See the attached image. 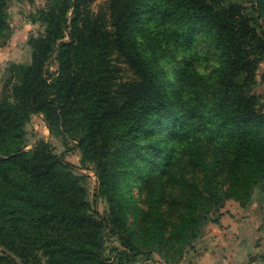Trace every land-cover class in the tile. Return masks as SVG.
I'll return each instance as SVG.
<instances>
[{"label": "trees", "instance_id": "1", "mask_svg": "<svg viewBox=\"0 0 264 264\" xmlns=\"http://www.w3.org/2000/svg\"><path fill=\"white\" fill-rule=\"evenodd\" d=\"M10 1L0 0V47L13 34ZM92 1L38 11L31 62L10 64L18 83L0 103V264H136L154 251L180 264L228 202L245 207L255 189L264 197V104L252 92L264 0H107L105 13ZM113 56L131 78L119 81ZM40 113L96 173L122 246L115 262L84 176L44 140L26 150ZM131 217L143 219L140 232Z\"/></svg>", "mask_w": 264, "mask_h": 264}, {"label": "rangeland", "instance_id": "2", "mask_svg": "<svg viewBox=\"0 0 264 264\" xmlns=\"http://www.w3.org/2000/svg\"><path fill=\"white\" fill-rule=\"evenodd\" d=\"M53 0H11L8 5L9 22L13 29V34L10 40L4 47H0V103L12 95L13 85L18 83L17 79L10 72L9 67L11 63H30L32 60L31 49L29 45L30 38L37 36L43 31V26L39 20L34 21L33 17L42 9H45ZM107 0H93L89 4V9L94 12H107ZM70 14V13H69ZM68 39V37H66ZM112 64L115 67V74L119 81H123L132 77V72L128 67L122 63L118 58L113 56ZM53 68L56 66L53 64ZM52 68V69H53ZM256 85L252 92L258 97L260 104H264V62H261L256 71ZM264 109V108H263ZM42 113L36 115L31 122L26 125L28 130V147L26 150L32 149L35 142L40 139L48 142L55 155L62 157L73 167V172L76 175L84 176L83 185L86 188V199L91 204L92 210L98 212V218L104 222V240H105V255L111 259L112 262L116 260V254L122 248L117 236L111 234V225L107 221L109 216L108 201L100 197V184L96 173L88 165H84L81 161V154L77 142L66 136L67 140L53 136L48 128V125L43 120ZM188 175L187 177H189ZM201 186V185H200ZM139 205L145 206L144 192L139 186L133 188L132 193ZM255 194H261L259 189H255ZM166 206L169 209V216L177 214L176 208L170 204V199L166 200ZM179 203V202H178ZM176 219V216H174ZM133 221L131 217L130 222ZM142 218L133 221L138 226V232L142 229ZM146 246L150 247V237L145 242ZM6 251L0 246V252ZM170 251V250H169ZM152 261H161L162 264H167L161 254L157 251L152 252ZM42 262L45 261L44 256H41ZM145 258L144 255H139L138 259ZM150 261V260H149ZM136 264H147L146 260L138 261Z\"/></svg>", "mask_w": 264, "mask_h": 264}, {"label": "crops", "instance_id": "3", "mask_svg": "<svg viewBox=\"0 0 264 264\" xmlns=\"http://www.w3.org/2000/svg\"><path fill=\"white\" fill-rule=\"evenodd\" d=\"M147 264H162L147 261ZM180 264H264V197L242 207L228 202L219 224H211Z\"/></svg>", "mask_w": 264, "mask_h": 264}, {"label": "water", "instance_id": "4", "mask_svg": "<svg viewBox=\"0 0 264 264\" xmlns=\"http://www.w3.org/2000/svg\"><path fill=\"white\" fill-rule=\"evenodd\" d=\"M19 263H21L20 261H18Z\"/></svg>", "mask_w": 264, "mask_h": 264}]
</instances>
